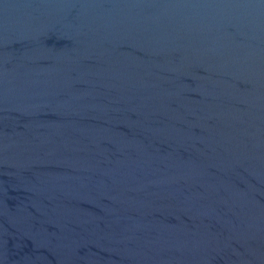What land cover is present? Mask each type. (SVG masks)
Instances as JSON below:
<instances>
[{"label": "water", "instance_id": "95a60500", "mask_svg": "<svg viewBox=\"0 0 264 264\" xmlns=\"http://www.w3.org/2000/svg\"><path fill=\"white\" fill-rule=\"evenodd\" d=\"M0 264H264V0H0Z\"/></svg>", "mask_w": 264, "mask_h": 264}]
</instances>
